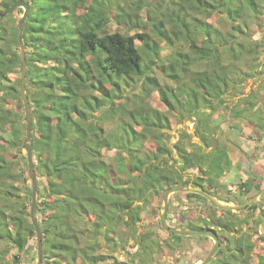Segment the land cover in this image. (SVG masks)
<instances>
[{"label":"trees","instance_id":"16d2710c","mask_svg":"<svg viewBox=\"0 0 264 264\" xmlns=\"http://www.w3.org/2000/svg\"><path fill=\"white\" fill-rule=\"evenodd\" d=\"M0 1L11 5L17 0ZM25 1L30 5L24 29L26 88L43 264L117 261L115 253L137 235L142 211L164 186H219L232 164L229 147L215 135L223 132L222 121L240 125L248 114L255 136L264 138V103L245 90L264 67V39L250 33L252 17L259 22L264 16V0ZM18 9L2 16L0 8V264H22V252L36 238L32 186L21 194L18 184L29 179L17 151L27 132L22 77H11L22 68ZM111 20L125 31L110 32ZM165 44L172 51L160 57ZM154 67L177 87L162 83ZM136 79L142 81V93L128 90ZM155 90L167 111L150 104ZM229 98L237 101L228 108ZM171 116L193 120L200 141L179 129L170 145ZM106 150H116L113 162ZM193 169L202 174L196 180L187 171ZM240 171L241 187L262 190L254 176L245 178L247 172ZM220 210L223 214L207 219L201 229L214 226L229 238L224 236L208 264H264V253L255 255L259 240L254 238L264 206L258 217L245 219ZM165 240L171 249L179 246L180 239L175 244ZM154 243L149 232L139 240L147 256L156 250Z\"/></svg>","mask_w":264,"mask_h":264},{"label":"rangeland","instance_id":"374dc122","mask_svg":"<svg viewBox=\"0 0 264 264\" xmlns=\"http://www.w3.org/2000/svg\"><path fill=\"white\" fill-rule=\"evenodd\" d=\"M170 1V0H168ZM23 13V8H19L15 14L16 18H20V16ZM144 17H146V12L144 11L142 13ZM212 22L216 25L218 24L215 19H211ZM251 28L250 33L255 38L264 39V26L261 27L260 25H264V16L262 19L258 22L255 20V16L252 17L251 20ZM108 30L111 32L120 29L119 25L114 21L111 20L107 24ZM121 31H125L124 28L120 29ZM136 30H132L131 33H135ZM137 45H141V40H136ZM143 50V49H142ZM172 51V47L169 45H164L161 51L160 57H165L169 55V53ZM145 59H150L145 54ZM160 57L156 58L157 63L159 62ZM156 69V67H154ZM155 75L161 80L162 83L170 86L171 88H176L177 84L171 82L170 80L166 79L167 75L163 74L156 69ZM12 79H19L21 77V68H17L15 72L11 73ZM142 81L135 80L134 83L130 84L128 87V90H134L135 92L142 93L141 90ZM246 92L247 91H254L256 93V99L260 103H264V67L257 70L255 75L250 79V81L246 85ZM237 98L228 99L227 107H231L233 103H235ZM150 104L158 109H161L163 111H167L166 103L162 100V97L160 96L158 91H153L151 96L149 97ZM259 105V104H258ZM257 105V106H258ZM14 109L22 110L16 105H12ZM23 112V111H22ZM181 116L178 117H172L171 116V130L170 133L172 134V137L170 138V145H174L176 142V133L179 129H187L189 133L193 134L194 141H200L199 137L194 132V122L193 120H187L184 119L180 121ZM234 121V122H233ZM237 122V121H236ZM231 124H233V127H229ZM252 124L249 122V115L247 114L245 118L242 119L241 124L235 123V120L228 119L226 121L221 122V128L223 132L221 133H215L216 136L222 138L230 150V159L232 161V164L228 167L225 174L219 178V186H214L216 188V191L222 195L225 199H228L231 202H240L243 199L249 198L250 196H253L257 192H260V190H246L245 187H241V182L244 181V174L241 173V169L245 170L247 174L245 175V178L247 176H254L256 180L254 183H261L262 190L264 189V138L257 139V136H255V131L252 128ZM241 128V129H239ZM253 133L254 135H251ZM26 137V136H25ZM17 151H20L21 157L19 158V161H21L20 168H24L25 170H28V165H25V157L27 158L25 148L22 146L17 147ZM105 157L109 162H113L116 150H106ZM19 153V154H20ZM176 154V153H175ZM174 154V155H175ZM176 156V155H175ZM27 161V159H26ZM256 165L255 170L252 169L253 165ZM178 164H180L178 162ZM14 169L18 171L19 167L18 164L14 165ZM257 169H260L259 171ZM189 173L196 174L199 173L197 169L189 170ZM18 184L22 188V191H20L21 194H27L26 187H31V179L29 176V179L26 182H23L22 179L18 181ZM178 184V183H177ZM192 184V183H191ZM27 185V186H25ZM175 185V184H174ZM173 186V185H172ZM169 187V186H168ZM167 188V186H166ZM165 189V186L163 190ZM215 190V189H214ZM161 195V194H160ZM160 195L154 196V198L151 201V204L155 203L154 205L158 209L159 207V200ZM212 209V210H211ZM213 205L210 204V202L202 196L196 195L189 196L188 192L186 191H179L177 193H174L170 196V202H169V224L175 227H192V228H199L200 223L199 220H196V217L199 216L201 213H208V215L214 213ZM261 208H259L258 211L255 213L253 211L251 212H238L237 214L241 215H253V217H258ZM223 213L220 209L218 211V214ZM37 216L40 217V214L37 212ZM251 217V216H250ZM204 220V223L206 224V219L202 218ZM210 223V222H209ZM155 225L153 224V228ZM156 233V236L158 235V239L167 238L170 243L175 244L173 241L179 240V246L173 247L172 249L167 246H161L159 249L156 250V252L152 255L150 260V263L153 264H198L202 258L205 257V255L208 253L210 248L212 247V242L208 236H200V235H191V236H181L178 238L177 235H173V233H168L170 236H168L167 232L162 229H158V227L154 228ZM224 236L227 237L229 235L227 232H223ZM255 239H258V247H257V254L264 253V221L258 223V230H256ZM157 239V238H156ZM157 239V240H158ZM15 251V250H14ZM105 252V249H103ZM120 251V250H119ZM118 251V252H119ZM117 252V253H118ZM115 253V255L120 256V253ZM13 252L11 253L12 256ZM22 264H36L37 263V239H32L27 249L22 252ZM115 261V260H110ZM109 261V262H110ZM45 264H50V262L46 261ZM102 264V263H99Z\"/></svg>","mask_w":264,"mask_h":264},{"label":"water","instance_id":"95a60500","mask_svg":"<svg viewBox=\"0 0 264 264\" xmlns=\"http://www.w3.org/2000/svg\"><path fill=\"white\" fill-rule=\"evenodd\" d=\"M25 8L23 14L20 16L18 21V28H19V44L21 49V56H22V68H21V97L24 102L25 108V117L27 121V132L26 137L24 139V148L27 155V163H28V172L31 179L32 185V198H31V207H30V216L31 221L34 224L36 229V238H37V263L36 264H43V253H44V233L39 222L37 211H38V182H37V172L35 169L34 157H33V131L31 128V105L30 100L27 95V88H26V77H27V70H28V63L26 58V46L24 42V29L26 19L30 12V5L25 0H17L11 5H5L3 2L0 1V8L4 11L1 12L2 16H5L8 13H12L17 8ZM179 191H190L200 193L205 196L209 202L216 207L227 209V210H242L246 207L258 204L264 201V198H260L261 195L264 194V190L259 194L247 199L242 203H230L220 200L217 196H215L212 192L208 191L204 187L200 185H190L189 183H180L173 185L171 187L165 188L161 195H160V205L162 207L161 212V221L163 224L164 229L170 233H176L179 235H207L214 239V244L212 248L208 251L204 258L198 264H208L211 259L215 256L218 252L219 248L221 247V240L216 232L213 229H199V228H179L170 226L167 221V211L170 202V196ZM106 264H126L120 263L117 261L108 262Z\"/></svg>","mask_w":264,"mask_h":264},{"label":"flooded vegetation","instance_id":"af4514ba","mask_svg":"<svg viewBox=\"0 0 264 264\" xmlns=\"http://www.w3.org/2000/svg\"><path fill=\"white\" fill-rule=\"evenodd\" d=\"M188 173H189V170H187ZM197 171L199 173H196L195 175L192 174L191 176L196 180V177L198 176H201V172L197 169ZM190 174V173H189ZM194 180V181H195ZM193 181V182H194ZM190 184V183H189ZM190 185H196V184H190ZM202 186V185H200ZM204 187V186H202ZM206 189V188H205ZM215 189V190H214ZM208 190V189H207ZM264 190V189H263ZM263 190H261L260 192H262ZM210 192H212L215 196H217L219 198V192L216 191V188H213L211 190H208ZM186 192H190V191H186ZM260 192H257L256 194H254L253 196L259 194ZM177 193V192H176ZM192 193H196V192H192ZM202 196V197H205L203 196L202 194L200 193H196L195 195H192V196ZM253 196H250L249 198L253 197ZM206 198V197H205ZM249 198H246V199H243L241 200L240 202H237V204L239 203H242L244 201H246L247 199ZM260 198H264V194L260 196ZM207 199V198H206ZM220 199V198H219ZM208 200V199H207ZM221 200V199H220ZM209 201V200H208ZM222 201H225V202H230V203H235V202H231L229 201L228 199H225V200H222ZM155 203L153 204H149V207L148 208H145L143 211H142V220L139 221L136 225H135V229H136V232H137V235L135 237H129L128 239V242L126 244V249H123V250H120L118 253H120L121 255L120 256H117V262H120V263H126V264H153V263H150V260H148L149 258L152 257V255L156 252V250L158 249L157 247H161V246H167L168 247V244H166V240L165 238L163 239H158V235L156 236V233L154 228L158 227V229H162V230H165L164 227H163V224H162V221H161V210H162V207L160 205V200H159V207L158 209L156 208V206L154 205ZM211 204V203H210ZM212 205V204H211ZM254 205V204H253ZM257 205H259V208L262 209V206H264V201H262L261 203H258ZM251 206V205H250ZM216 206H213V210L215 211L214 213L208 215V213H201L199 216L196 217V220L198 221L199 220V223H200V226H199V229H201L202 227H205L206 224L204 223V220H202V218H205L206 220L208 219L209 221L210 220H213V219H216L219 215L223 214V213H220L218 214V210L215 209ZM249 207V206H248ZM248 207H246L245 209H242V210H231L233 211L234 213H238V212H251L250 209H248ZM219 208V207H217ZM259 208H257L256 210H253L254 213L256 211L259 210ZM220 209H223V208H220ZM212 210V209H211ZM224 210V209H223ZM227 210V209H225ZM222 211V210H221ZM223 212V211H222ZM239 218H243L245 219L247 216H251L250 215H241V214H237ZM169 207H168V211H167V221H168V224H169ZM153 224L155 225V227L153 228ZM170 225V224H169ZM172 226V225H170ZM180 228H189V227H180ZM192 228V227H190ZM244 228H247V225L244 224ZM207 229H213L214 232L217 233V235L219 236L220 240H221V243L224 241V234L222 231L221 235H220V232L218 233L217 231H215V227L214 226H211ZM218 230V229H217ZM166 231V230H165ZM219 231V230H218ZM151 233L153 238L155 239V243H154V247H156V250H154L151 255H148V253H145L143 252L141 249H140V245H139V240H140V237L142 235H144L145 233ZM167 232V231H166ZM154 233V234H153ZM170 233V232H168ZM231 234H233V231H231ZM169 236V234H168ZM181 236H185V235H181ZM200 236H207V235H200ZM211 240H209L210 242H212V246L214 244V239L211 238L210 236H208ZM158 240H157V239ZM227 238H229V236L227 235ZM170 243V241L168 242ZM212 248V247H211ZM210 248V249H211ZM220 249V248H219ZM117 253V254H118ZM216 255V254H215ZM147 256V258L145 257ZM115 260V259H114ZM212 260V259H211ZM116 261V260H115ZM111 262V261H110Z\"/></svg>","mask_w":264,"mask_h":264},{"label":"bare ground","instance_id":"6f19581e","mask_svg":"<svg viewBox=\"0 0 264 264\" xmlns=\"http://www.w3.org/2000/svg\"><path fill=\"white\" fill-rule=\"evenodd\" d=\"M38 181V180H37ZM32 186V185H31ZM39 219V218H38ZM175 227V226H174ZM180 228V227H179ZM185 236H187V235H185Z\"/></svg>","mask_w":264,"mask_h":264},{"label":"clouds","instance_id":"9594fccd","mask_svg":"<svg viewBox=\"0 0 264 264\" xmlns=\"http://www.w3.org/2000/svg\"><path fill=\"white\" fill-rule=\"evenodd\" d=\"M22 8V7H21ZM25 8H23V11H24ZM23 14V13H22Z\"/></svg>","mask_w":264,"mask_h":264}]
</instances>
